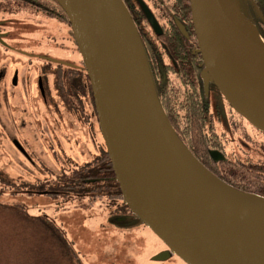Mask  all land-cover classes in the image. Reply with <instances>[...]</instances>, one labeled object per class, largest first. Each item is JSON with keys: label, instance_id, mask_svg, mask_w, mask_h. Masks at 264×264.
<instances>
[{"label": "water", "instance_id": "obj_1", "mask_svg": "<svg viewBox=\"0 0 264 264\" xmlns=\"http://www.w3.org/2000/svg\"><path fill=\"white\" fill-rule=\"evenodd\" d=\"M56 1L81 50L100 134L132 214L168 248L169 256L185 264H264V217L218 210L186 189L172 172V146L178 142L187 148L160 106L141 40L123 2ZM189 1L203 74L210 75L235 112L264 134V80L243 70L229 30V11L235 3ZM252 44L264 50V41ZM211 154L225 160L221 153ZM218 181L230 192L264 200Z\"/></svg>", "mask_w": 264, "mask_h": 264}, {"label": "flooded vegetation", "instance_id": "obj_2", "mask_svg": "<svg viewBox=\"0 0 264 264\" xmlns=\"http://www.w3.org/2000/svg\"><path fill=\"white\" fill-rule=\"evenodd\" d=\"M122 1L129 10L141 39H143L148 54V67L155 89H160L165 84L169 85L171 88H176L178 85L183 84L190 88L188 95H195L198 93V90L201 91L200 97L206 103V110L203 114L205 126L202 128L199 141L203 143L204 149L198 156L203 166L215 177L220 179L224 175V168L227 166L230 167V165H235L242 166L243 168L247 167V169H249L250 165L264 164L263 149L255 148L256 142L263 145L264 148V134L251 126L243 117L235 112L220 94V91L212 82L210 75L203 74L205 69L204 61L200 53V47L192 21V13L189 22L185 15L182 1L173 0L171 14L176 17L173 20L159 18L157 10L150 0ZM4 5H7V7H4ZM1 7H4L5 12L10 10L8 11L9 13H16L18 8L27 14L31 11L35 15L41 13L51 17V19L61 24L63 28L62 35L59 38L56 37L51 40L50 47L53 48H43L41 49L43 53L29 51V46L28 49H24L23 47L12 45L7 41L10 33L0 28V46L4 47L3 50L6 53L12 51L14 53L10 54L18 55L27 52V55L24 54L23 56H26L29 61L35 59L41 62L33 68H29L33 71L32 76H29V73L24 70V75L26 77H23L22 68H11L9 72L11 78L9 79L6 78L5 73L0 69V84L3 82L9 83L7 84L10 88L9 102H12L11 111L14 115V120L20 117L26 118L25 113L27 107L25 100L29 97H38V102L43 104L46 113L50 112L52 107H55L56 110H59L60 107L66 110V106H69L71 112L69 115L70 120L74 122V124H70V130L76 132L77 135L80 136L89 134L92 125L94 126L95 123H97V126L99 125L93 92L81 50L75 40L70 22L63 10L54 2L50 1L47 3L40 0H0V10ZM176 8L178 9L175 11ZM181 38L188 41L185 47L190 48L186 50L180 48L184 45L183 42L179 41ZM177 41L178 46L175 44ZM40 43L41 46H43V42L40 41ZM165 43H168V46L164 47ZM172 43H174L175 48H171ZM62 51L69 52L73 57L71 59L57 57ZM182 53L186 56V60L191 62L192 72L195 75L193 74V76L190 77L184 76L183 73L185 71L179 69L178 59L181 58ZM22 82L25 86H20ZM20 87L25 89L21 91ZM210 96H212L213 100L215 98L214 102L210 99ZM211 103H213L214 106H212ZM27 119L31 123L36 124L35 127L38 131H43L40 121H32L29 115H27ZM17 123L19 122L17 121ZM27 126L28 124L26 121L20 128L10 131V146L19 153L21 161L26 163L27 165H25L27 167L34 166L41 170L39 168L40 165L32 159L30 151L31 146H39V149L43 148V143L38 140L34 132L29 134L28 141L18 134L19 129L25 130ZM57 129L58 128H53L55 136L57 135ZM234 138L238 139L241 146L240 149H236L234 146ZM75 147L84 148L85 145L80 147L78 142L69 145V148L74 149ZM211 152L221 153L225 160L220 161V154H217L218 159L215 160ZM103 153L104 151L101 149V152L93 155L91 152H82L81 156L76 160L68 158L66 161L73 163V165L68 168L67 173H63L60 176V180L50 185H63L64 182L62 179L65 174H70L74 170L79 169L81 165H86L88 167L93 160L102 157ZM84 155H89V158L84 159ZM110 179V177H104L105 181ZM18 181L19 183H17ZM12 183L14 185L12 187V192L16 195L19 193L25 195L31 192L29 188L32 187H27L31 182L22 176L14 177ZM47 183H49V179L46 177L42 184ZM63 190L64 189L60 191L39 190L38 193L56 194L57 197L65 195L71 196L73 194H89L88 196H91L93 199H97V196H102L101 193L90 192L69 194L64 193ZM120 199L121 202L125 204L122 193L120 194ZM102 200L107 202L106 209L109 210V213L106 220L109 223L114 224L116 227H123V225H126L124 222L128 220L133 221V218L138 222L132 224L143 225L132 212L131 214L133 217L127 216L123 211L119 213L115 212V208L120 206L118 201L107 199V196ZM161 251L159 255H162L163 258L166 257L165 260L161 261H169L174 257L180 260L175 255L169 256L170 254L166 246ZM180 261L183 262L182 260Z\"/></svg>", "mask_w": 264, "mask_h": 264}, {"label": "rangeland", "instance_id": "obj_3", "mask_svg": "<svg viewBox=\"0 0 264 264\" xmlns=\"http://www.w3.org/2000/svg\"><path fill=\"white\" fill-rule=\"evenodd\" d=\"M4 7L0 10V28L10 33L7 41L14 46L24 49L29 46V51L43 53L41 49L53 48L50 47L51 40L59 38L63 33L62 25L49 16L41 13L35 15L32 11L27 14L19 8L16 13H9L10 10L5 12ZM3 49L4 47L0 46V69L6 78H11V68H22L23 77H26L24 70L32 76L33 71L29 68L41 63L35 59L29 61L23 56L27 52L16 55L10 54L14 53L12 51L6 53ZM57 57L71 59L73 56L67 51H62ZM7 84L9 83L0 84V178L13 181L14 177L22 176L36 188L48 187L73 165L66 161L68 158L76 160L82 152H91L93 155L105 149L97 123L91 126L89 134L80 136L70 130V124L74 122L70 120L69 106H66V110L61 107L56 110L52 107L50 112L46 113L43 104L38 102V97H29L25 100L26 118L14 120L12 102H9L10 88ZM20 86L25 85L22 82ZM24 89L21 88V91ZM210 99L213 100L212 96ZM27 115L32 121H40L43 131H38L36 124L28 121ZM26 121L27 128L19 129L18 134L28 141L29 134L34 132L43 143V148L31 146L30 151L32 159L40 165L41 170L34 166L27 167V164L21 161L19 153L10 146V131L20 128ZM53 128H58L56 136ZM76 142L80 147H85L69 148L70 144ZM88 158L89 155H84V159ZM46 177L49 183L42 184ZM88 195L73 194L56 199L43 193L3 195L1 202L21 206L32 216L45 215L46 219L30 222L0 216V264H65L63 257L57 255L46 239L47 227H50L48 219L58 230L66 233V239L72 243L84 264H184L176 257L169 261H156L155 258L165 245L149 229L136 224L116 227L106 220L109 213L106 209L107 202H92L91 196Z\"/></svg>", "mask_w": 264, "mask_h": 264}, {"label": "trees", "instance_id": "obj_4", "mask_svg": "<svg viewBox=\"0 0 264 264\" xmlns=\"http://www.w3.org/2000/svg\"><path fill=\"white\" fill-rule=\"evenodd\" d=\"M40 1L47 3L51 1L58 5L56 0ZM150 1H152L154 7L156 8L157 15L159 18L170 20L176 18L171 14V10L173 9V0ZM181 1L182 6L184 7L185 15L188 18L187 20L190 22V2L189 0ZM233 2L239 8L243 18L246 21L250 22L252 25H254L260 37L264 41V0H233ZM177 9L178 8H176L175 11ZM134 26L138 32L148 62V54L143 39H141V36L135 23ZM179 41L184 43V45L180 47L181 49L186 50L190 48L185 47V44H188L187 40L181 38L179 39ZM175 44L176 46H178V41L175 42ZM165 46H168V43H165L164 47ZM172 47L175 48L174 43L171 44V48ZM178 63L180 67L179 69L185 71L183 73L184 76H193L194 73L192 72V64L191 62H188L186 60V56L184 55V53H182L181 58L178 59ZM189 91L190 88L184 86L183 84L178 85V87L176 88H171L169 87V85L165 84L160 89H156L157 96L162 106V109L166 114L176 135L184 144V146L188 149V151L192 154V156L203 166L198 154H200L201 151H203L204 149L203 143L199 141L201 138L202 128H204L205 126V122H203V114L206 110V103L200 97L201 91L198 90V93L195 95H188ZM233 144L236 149L241 148L237 138L233 139ZM255 145L256 149L260 148L264 151L263 145H260L257 142L255 143ZM203 167L205 168V166ZM223 171L224 175L219 179L222 183L228 185L229 187L237 191L264 197V164L260 163L250 165L249 169H247V167L243 168L242 166L230 165V167H225ZM105 176L110 177L111 179L105 181ZM7 180V178H0V198L4 197L3 195H16L14 192H12V187L14 186L12 180ZM62 180L64 182L63 185H49L48 187L43 186L36 188L31 183L30 185H28L32 186V188H29V190L31 191L29 192V194H41L38 193L39 190L60 191L61 189H64V193L69 194L89 192L101 193L102 196H97V199H93L91 197V201H101L105 196H107V199L109 198L119 202L120 206H117L115 208V212L119 213L123 211L124 214H127V216L133 217L127 206L123 204V202H121L120 187L115 180L113 167L106 151H104L102 157L93 160L88 165V167L86 165H81L79 169L74 170L70 174H65ZM18 195H20V193ZM46 195H49L52 199L58 198L56 194L48 193ZM64 197H69V195H65ZM22 208L23 207L21 206H11L7 203H3L0 201V216L10 217L11 219L19 218L20 220H28L30 222H40V220L42 221L46 219L45 215L39 217L32 216ZM132 220L133 221L128 220L124 224L132 225V223L138 222L136 219L132 218ZM47 222L50 227H47L48 231L46 232V239L49 244H51L50 247H54L53 249L55 252H57V255L59 254L61 255V257H63L64 263L84 264L79 257V253L74 249L72 243L66 239V233L63 230H58L51 222V220L48 219Z\"/></svg>", "mask_w": 264, "mask_h": 264}, {"label": "bare ground", "instance_id": "obj_5", "mask_svg": "<svg viewBox=\"0 0 264 264\" xmlns=\"http://www.w3.org/2000/svg\"><path fill=\"white\" fill-rule=\"evenodd\" d=\"M229 30L233 39L234 52L244 71L264 80V50L252 44L260 37L253 25L245 21L238 8L231 6L229 11ZM262 80V81H263ZM264 82V81H263ZM172 172L182 184L218 210L231 214L264 217V200L230 192L219 181L205 172L192 158L187 149L178 142L168 153Z\"/></svg>", "mask_w": 264, "mask_h": 264}]
</instances>
